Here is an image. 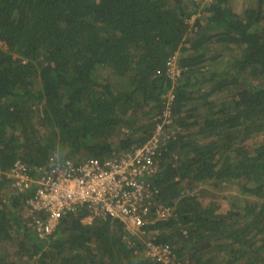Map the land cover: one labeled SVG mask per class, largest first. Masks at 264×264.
Listing matches in <instances>:
<instances>
[{
    "label": "trees",
    "instance_id": "1",
    "mask_svg": "<svg viewBox=\"0 0 264 264\" xmlns=\"http://www.w3.org/2000/svg\"><path fill=\"white\" fill-rule=\"evenodd\" d=\"M170 95L147 229L180 264H264V0H0V264H166L86 206L41 237L5 172L142 146Z\"/></svg>",
    "mask_w": 264,
    "mask_h": 264
},
{
    "label": "built area",
    "instance_id": "2",
    "mask_svg": "<svg viewBox=\"0 0 264 264\" xmlns=\"http://www.w3.org/2000/svg\"><path fill=\"white\" fill-rule=\"evenodd\" d=\"M180 72L174 54L167 62V73L175 77ZM172 97L162 115L156 117L150 138L131 151L114 158L89 157L79 162L52 156L47 168H35L37 174L17 161L5 172L20 190L35 185L26 202L27 215L41 237L50 234L65 214L86 206L84 222L91 223L96 217L118 219L128 234L144 240L147 256L166 264H180L170 245L157 241L155 232L147 229L157 219L172 214V208L160 202L159 189L152 181L160 169L163 146L173 135L166 127L172 115Z\"/></svg>",
    "mask_w": 264,
    "mask_h": 264
},
{
    "label": "rangeland",
    "instance_id": "3",
    "mask_svg": "<svg viewBox=\"0 0 264 264\" xmlns=\"http://www.w3.org/2000/svg\"><path fill=\"white\" fill-rule=\"evenodd\" d=\"M237 1L240 2V3L242 2V0H237ZM195 17H196V16L194 15V16H193L192 18H190L188 21H189L190 23H193V22L195 21ZM79 158H81V159L84 158V155H80ZM26 213H27V212H26Z\"/></svg>",
    "mask_w": 264,
    "mask_h": 264
}]
</instances>
